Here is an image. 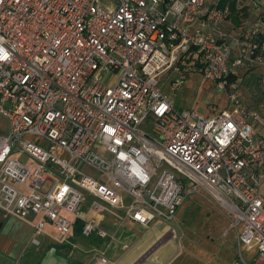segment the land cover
Instances as JSON below:
<instances>
[{
  "label": "built area",
  "instance_id": "2783aa9c",
  "mask_svg": "<svg viewBox=\"0 0 264 264\" xmlns=\"http://www.w3.org/2000/svg\"><path fill=\"white\" fill-rule=\"evenodd\" d=\"M231 14L207 0H0V114L9 126L0 210L68 244L78 225L85 238L109 236L83 211L88 198L90 210L169 226L190 194L209 189L233 200L234 227L244 225L234 264H264V128L235 80L254 61L259 27L228 37L220 28ZM197 66L228 108L211 104L204 115L172 102L158 76L179 73L177 90ZM243 247L255 250L252 261Z\"/></svg>",
  "mask_w": 264,
  "mask_h": 264
},
{
  "label": "crops",
  "instance_id": "0c3cea01",
  "mask_svg": "<svg viewBox=\"0 0 264 264\" xmlns=\"http://www.w3.org/2000/svg\"><path fill=\"white\" fill-rule=\"evenodd\" d=\"M218 1L207 0V4H217ZM261 14L264 15V0L260 4V10L255 8L253 0H238L236 10L220 29L230 37L235 35L231 33L234 30L243 32L239 25L261 28ZM239 53L240 47L234 46L232 58L237 57ZM254 64L259 62H245L238 68V73L242 67ZM261 72L264 74V70ZM229 106L227 101L223 108ZM261 119L262 117L256 121L255 126L263 132V129L257 126ZM8 129V121L0 114V134L7 133ZM92 201V198H88L82 209L100 228L106 230L109 236L101 238L94 235L92 238H85L81 235L78 225L68 244H60L47 234H37L30 223L14 216H6L0 210V264H172L181 253L172 256L175 250L174 240L172 237L164 239L169 230L166 222L154 221L144 226L108 210H90ZM181 209L182 207L178 213ZM160 225L166 228L160 229ZM46 227H53L55 233H49L56 234L51 222H47ZM102 258H106L107 262H103Z\"/></svg>",
  "mask_w": 264,
  "mask_h": 264
},
{
  "label": "rangeland",
  "instance_id": "374dc122",
  "mask_svg": "<svg viewBox=\"0 0 264 264\" xmlns=\"http://www.w3.org/2000/svg\"><path fill=\"white\" fill-rule=\"evenodd\" d=\"M243 26L239 25V28L244 30L248 27ZM234 31L231 33L235 35L232 34L231 38L242 33ZM261 70H264V63L246 65L235 78L240 98L246 106L261 114L262 119L257 123L259 129L264 126V74ZM178 75L179 73L171 71L158 76L164 91L177 108H195L200 114L207 115L211 104L218 108L227 105L228 96L204 78L196 68L191 69L184 84L174 90L171 83ZM90 172L97 175L95 170ZM50 184L47 182L44 188L48 189ZM217 197L214 192L203 188L190 194L182 203L180 213L174 224L169 223L171 228L164 238L172 237L174 240L175 250L172 256L181 252L172 264H234L239 258L237 238L238 233L243 232L244 225H240L238 229L234 227V208ZM229 201L233 203V200ZM160 226V229L166 228ZM46 231L55 233L53 227H46ZM242 249L248 260L252 261L256 255L255 250L248 251L245 247Z\"/></svg>",
  "mask_w": 264,
  "mask_h": 264
},
{
  "label": "trees",
  "instance_id": "16d2710c",
  "mask_svg": "<svg viewBox=\"0 0 264 264\" xmlns=\"http://www.w3.org/2000/svg\"><path fill=\"white\" fill-rule=\"evenodd\" d=\"M238 0H219L217 5L218 6H226L230 5L232 12L236 10V5H237ZM261 20H262V27L258 28L257 33L252 37V44L255 45L250 49L249 56L251 57L252 60L256 62H262L264 61V15L261 14ZM196 56V50L195 48L188 54V60H191L195 58ZM197 57V56H196ZM198 58V57H197ZM246 63H251L252 61L247 60L245 61ZM244 62V64H245ZM198 71H201L198 66L196 68ZM242 100V99H241ZM244 103V101L242 100ZM244 105H246L244 103ZM248 107V106H247Z\"/></svg>",
  "mask_w": 264,
  "mask_h": 264
},
{
  "label": "bare ground",
  "instance_id": "6f19581e",
  "mask_svg": "<svg viewBox=\"0 0 264 264\" xmlns=\"http://www.w3.org/2000/svg\"><path fill=\"white\" fill-rule=\"evenodd\" d=\"M217 198H218V197H217ZM219 198H220V200L222 199V201H224L225 204H227V205L233 207V204H232L228 199L223 198V197H221V196H219ZM172 232H174V231H172Z\"/></svg>",
  "mask_w": 264,
  "mask_h": 264
},
{
  "label": "water",
  "instance_id": "95a60500",
  "mask_svg": "<svg viewBox=\"0 0 264 264\" xmlns=\"http://www.w3.org/2000/svg\"><path fill=\"white\" fill-rule=\"evenodd\" d=\"M154 222V221H153Z\"/></svg>",
  "mask_w": 264,
  "mask_h": 264
}]
</instances>
